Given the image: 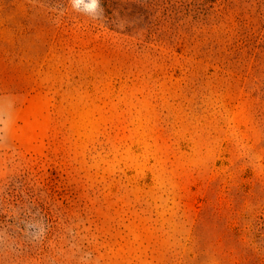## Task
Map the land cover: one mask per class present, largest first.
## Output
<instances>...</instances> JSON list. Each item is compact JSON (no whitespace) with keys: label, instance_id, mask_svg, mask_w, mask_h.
<instances>
[{"label":"rangeland","instance_id":"obj_1","mask_svg":"<svg viewBox=\"0 0 264 264\" xmlns=\"http://www.w3.org/2000/svg\"><path fill=\"white\" fill-rule=\"evenodd\" d=\"M0 264H264V0H0Z\"/></svg>","mask_w":264,"mask_h":264},{"label":"clouds","instance_id":"obj_2","mask_svg":"<svg viewBox=\"0 0 264 264\" xmlns=\"http://www.w3.org/2000/svg\"><path fill=\"white\" fill-rule=\"evenodd\" d=\"M74 8L86 13H93L100 8V0H72Z\"/></svg>","mask_w":264,"mask_h":264}]
</instances>
